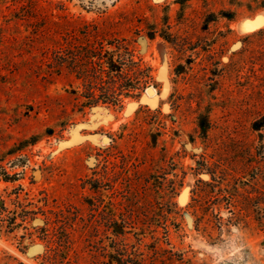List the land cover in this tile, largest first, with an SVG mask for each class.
I'll return each instance as SVG.
<instances>
[{
	"label": "rangeland",
	"instance_id": "1",
	"mask_svg": "<svg viewBox=\"0 0 264 264\" xmlns=\"http://www.w3.org/2000/svg\"><path fill=\"white\" fill-rule=\"evenodd\" d=\"M261 17L264 0H0V194L19 187L34 209L65 207L77 214L75 227L112 200L141 264H264V33L254 34L264 29ZM215 29L218 72L241 49L240 80L188 79L206 53L170 41L192 44L201 31L207 49ZM115 40L151 69L136 97L108 92L111 103L87 106L90 93L101 95L97 86L88 93L68 68L50 71L55 50L97 42L110 49ZM229 134L238 140L232 148ZM222 144L226 167L233 160L243 171L229 181L238 183L237 207L230 211L224 197L205 214L189 206L191 189L210 180L198 162L212 161ZM104 167L102 187L91 189ZM172 179L183 183L165 217L156 185ZM23 233L0 235V264H47L45 243ZM72 239L78 260L70 250L62 264H91L98 237L76 230Z\"/></svg>",
	"mask_w": 264,
	"mask_h": 264
},
{
	"label": "trees",
	"instance_id": "2",
	"mask_svg": "<svg viewBox=\"0 0 264 264\" xmlns=\"http://www.w3.org/2000/svg\"><path fill=\"white\" fill-rule=\"evenodd\" d=\"M201 33L200 31L199 35L195 36L196 41L192 44L187 37L181 38L179 42H176V40L170 41L178 46L182 52L195 44L193 48H200L206 53L199 63L200 68L188 79L207 80L217 75L219 77L240 80V71L243 68L244 60L242 57L234 58V55L240 54L242 50L232 52L229 61L218 72V65L221 63L220 57L223 52L220 49H216L214 44L217 38L222 36V32L216 29L211 32V35H216L213 45L207 49L203 48V43L200 44L202 41ZM263 33L264 29H260L254 34ZM108 43L112 48L108 49L102 42H97L96 45L86 43L83 47L77 48L70 53L66 48L53 52L51 72L68 68L79 79L83 80L87 92L96 86L100 90L101 95L90 93L87 96V100L85 101L87 106H96L100 102L111 103L114 97L111 95L107 96V94L109 95L108 92L114 93L117 91L118 95L136 97L145 87L147 81L151 79L150 67L144 65L142 59L135 54L134 49L128 43L123 40H115ZM188 100L191 101L192 98L189 97ZM116 101L114 104H121L122 102L121 98H116ZM228 138L235 141L233 145L231 143L232 148L238 140H236L235 136H231L230 139V134ZM222 146H219L214 154L209 155L212 159L210 162H207L206 155H202L201 161L198 162V171L201 170V172L207 174L210 180L198 179L191 189V203H189V206L192 209L199 207L205 214L212 204H219L221 199L222 201L224 200V197L225 199L226 197L227 199L229 198L226 203L228 209L231 206L237 207L236 201L239 197L238 183L235 182L231 186L229 181L243 171L241 165L238 166V163L233 160L231 161L232 167H226L225 145L222 144ZM234 152H238V149ZM102 173L101 178L90 180L91 189L98 190L102 187V178L107 175L106 167H104ZM176 182L175 179H172L167 182H158L157 185L155 184L157 194L162 200L158 209L163 212L165 217L173 213L171 198L183 183L182 179ZM215 190L216 193L214 194ZM21 191V188L16 187L6 195L0 194V235L13 234L19 228L24 229L22 237L28 236L32 238L33 235H36L39 240L45 243V252L42 258L47 264L69 262L68 254L70 250H73L74 243L72 231L76 230L83 236L98 237L95 245L92 246L95 248V254H93L91 264H141L143 260L142 255L137 252L138 250L133 244H129L123 238L127 225L118 222L119 215L123 214L117 211L120 208L112 200H108L103 204L104 201L100 199V203L104 207L97 212V216L91 215L93 219L90 222H83L82 225L75 227L76 222L74 223V220L78 218L76 213L73 212L74 216H70L71 212L59 205L47 210L41 207L34 209L33 201L28 196L20 197ZM211 198L214 202H211ZM127 202L130 201L127 200ZM44 205L46 204L44 203ZM230 211L232 210L230 209ZM133 213V210L130 208L127 214H125L123 222L126 223V219L132 218ZM231 213L234 214V212ZM38 214L43 216V223L40 226H33V222L37 220ZM168 228L167 225L162 228L164 233H168ZM108 232H110V235H108ZM88 245L90 246V244ZM73 252L76 261L79 254L76 250H73ZM98 256L109 259V262L106 263L100 259H96Z\"/></svg>",
	"mask_w": 264,
	"mask_h": 264
},
{
	"label": "bare ground",
	"instance_id": "3",
	"mask_svg": "<svg viewBox=\"0 0 264 264\" xmlns=\"http://www.w3.org/2000/svg\"><path fill=\"white\" fill-rule=\"evenodd\" d=\"M257 21H258V20H257ZM255 22H256V20H255V21H249L248 24H247V27L249 26L248 28H251L252 25L254 26ZM244 23H245V22H244ZM244 23H243V24H244ZM246 23H247V22H246ZM246 23H245V24H246ZM257 24H258V22H257ZM250 25H251V26H250ZM243 26H245V25H243ZM245 27H246V26H245ZM247 27H246V28H247ZM148 93H149L150 95H152V94H154V90L151 88L150 91H148ZM105 141H107V139H106Z\"/></svg>",
	"mask_w": 264,
	"mask_h": 264
},
{
	"label": "snow or ice",
	"instance_id": "4",
	"mask_svg": "<svg viewBox=\"0 0 264 264\" xmlns=\"http://www.w3.org/2000/svg\"><path fill=\"white\" fill-rule=\"evenodd\" d=\"M261 23H264V17L260 18Z\"/></svg>",
	"mask_w": 264,
	"mask_h": 264
},
{
	"label": "water",
	"instance_id": "5",
	"mask_svg": "<svg viewBox=\"0 0 264 264\" xmlns=\"http://www.w3.org/2000/svg\"><path fill=\"white\" fill-rule=\"evenodd\" d=\"M148 91H150V88H149V89H147V92H148ZM105 140H106V139H105Z\"/></svg>",
	"mask_w": 264,
	"mask_h": 264
}]
</instances>
